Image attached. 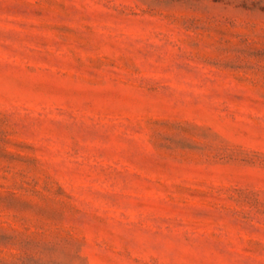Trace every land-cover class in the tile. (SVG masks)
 Masks as SVG:
<instances>
[{"label": "rangeland", "instance_id": "1", "mask_svg": "<svg viewBox=\"0 0 264 264\" xmlns=\"http://www.w3.org/2000/svg\"><path fill=\"white\" fill-rule=\"evenodd\" d=\"M0 264H264V0H0Z\"/></svg>", "mask_w": 264, "mask_h": 264}]
</instances>
